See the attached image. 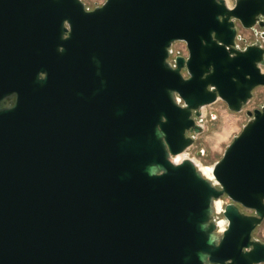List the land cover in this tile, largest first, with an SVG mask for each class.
Wrapping results in <instances>:
<instances>
[{
    "label": "water",
    "instance_id": "water-1",
    "mask_svg": "<svg viewBox=\"0 0 264 264\" xmlns=\"http://www.w3.org/2000/svg\"><path fill=\"white\" fill-rule=\"evenodd\" d=\"M257 26L264 0H0V264L264 262V103L211 177L176 159L264 87Z\"/></svg>",
    "mask_w": 264,
    "mask_h": 264
},
{
    "label": "rangeland",
    "instance_id": "rangeland-1",
    "mask_svg": "<svg viewBox=\"0 0 264 264\" xmlns=\"http://www.w3.org/2000/svg\"><path fill=\"white\" fill-rule=\"evenodd\" d=\"M84 1L87 5L93 7L102 4L105 0ZM227 2L229 5H233L235 0H227ZM257 29L260 32L264 31L259 26H257ZM239 31L244 37V40L239 42L241 45L255 42L264 43L261 36L256 35L252 30L240 27ZM174 44L176 47L181 45V43L176 42ZM262 103H264V87L259 86L254 90L252 99L241 112L229 110L227 104L222 100L204 107V117L200 122L203 125V131L194 134L195 142L186 150L187 157L198 161L203 166H211L220 160L228 145L233 141L235 136L240 134L243 126L248 122L247 111L260 107ZM221 201L224 203V201L228 200L224 198ZM216 217L219 221L223 220L221 214H217ZM255 235L260 236L264 240V223L258 228Z\"/></svg>",
    "mask_w": 264,
    "mask_h": 264
},
{
    "label": "built area",
    "instance_id": "built-area-1",
    "mask_svg": "<svg viewBox=\"0 0 264 264\" xmlns=\"http://www.w3.org/2000/svg\"><path fill=\"white\" fill-rule=\"evenodd\" d=\"M176 43H181V45H179V46L176 47L175 44H172V46L170 47L171 53H170L169 60L172 63H174L175 58L178 57V56L188 57V55H189V51H188V48H187V45H186L185 42H183V41H177ZM241 46H243V45H241Z\"/></svg>",
    "mask_w": 264,
    "mask_h": 264
},
{
    "label": "bare ground",
    "instance_id": "bare-ground-1",
    "mask_svg": "<svg viewBox=\"0 0 264 264\" xmlns=\"http://www.w3.org/2000/svg\"><path fill=\"white\" fill-rule=\"evenodd\" d=\"M186 157H187V155H186V151H185V152L179 154V155L177 156L176 159H177L178 161H181L182 159H184V158H186ZM194 161H195V163H196V164H197V165L203 170V172H204L206 175H208V176L211 177L212 165H211V166H203V165H200V164L198 163V161H196V160H194ZM201 164H202V163H201ZM221 208H222V201L220 200V201L217 202V210L220 211ZM224 225H225V220L223 219V220L220 222V226H221L222 228H224Z\"/></svg>",
    "mask_w": 264,
    "mask_h": 264
},
{
    "label": "flooded vegetation",
    "instance_id": "flooded-vegetation-1",
    "mask_svg": "<svg viewBox=\"0 0 264 264\" xmlns=\"http://www.w3.org/2000/svg\"><path fill=\"white\" fill-rule=\"evenodd\" d=\"M83 1H84V0H83ZM84 3H85V5H86V8L89 9V10L94 9L96 6H98V5H95V6L91 7V6L87 5L85 1H84ZM103 3H104V2H103ZM99 5H101V4H99ZM188 134L190 135L191 133H188ZM227 202H228V201H224L223 204L225 205ZM244 210H245L246 213H248V214H253V211L250 210V209H244ZM263 223H264V220H263V222H262L260 225H258V226L254 229L252 235H253V238H254V239H260V240H262V241L264 242V240H263L262 238H260V236H256V235H255V233L257 232L258 228H259ZM259 264H264V262H261V263H259Z\"/></svg>",
    "mask_w": 264,
    "mask_h": 264
}]
</instances>
